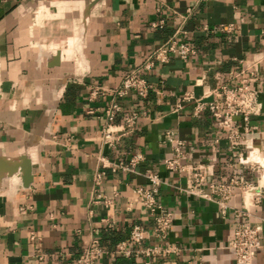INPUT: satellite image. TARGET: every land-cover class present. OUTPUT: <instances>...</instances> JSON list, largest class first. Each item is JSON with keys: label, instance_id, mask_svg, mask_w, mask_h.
<instances>
[{"label": "crops", "instance_id": "crops-1", "mask_svg": "<svg viewBox=\"0 0 264 264\" xmlns=\"http://www.w3.org/2000/svg\"><path fill=\"white\" fill-rule=\"evenodd\" d=\"M175 33L195 55L144 72L147 97L118 99L108 123L110 91ZM242 85L257 91L262 111L247 129L237 119L232 147L194 106ZM133 112L135 129L104 145L102 129L117 130ZM174 139L184 143V171L164 165ZM249 148L264 167V0H0V264H77L92 239L104 251L97 264H143L114 250L135 225L147 232L144 247L165 246L135 199L136 188L148 187L146 171L159 177L156 200L172 215L171 251L155 264H236L229 244L245 222L239 212L247 210L264 242V189L250 204L234 187L225 216L188 189L194 167L212 172L203 193L210 183L260 182L258 164L238 163ZM135 155L142 160L133 172L112 170ZM252 264H264V249Z\"/></svg>", "mask_w": 264, "mask_h": 264}, {"label": "built area", "instance_id": "built-area-1", "mask_svg": "<svg viewBox=\"0 0 264 264\" xmlns=\"http://www.w3.org/2000/svg\"><path fill=\"white\" fill-rule=\"evenodd\" d=\"M152 27L162 28L163 22L153 24ZM220 29L224 30L222 27L217 30ZM231 30V27H229L227 32H230ZM176 34L177 33L163 44L154 48L144 59L140 69L128 71L122 78L119 87L110 91L113 100L104 111L108 123L113 122L117 113L120 111V106L117 101L118 99L125 97L130 92L136 94L140 98L147 97L152 87L145 80L143 76L144 72L149 71L156 64H166L171 56H174L181 61H187L189 57L195 55V50L187 42L178 40ZM182 34L185 33L182 32ZM257 97V91L246 85L235 88L222 86L220 88V95L217 99H212L207 102L202 100L195 101L194 116H198L200 112L207 110L215 120L216 126L219 129L228 132L227 138L232 147H236L239 140L237 119H240L244 128L247 129L249 118L261 114L262 108ZM187 99H189V97H187ZM137 118L138 116L134 112L125 116L122 124L117 130L113 129V126L108 124L101 131V142L104 145L114 146L117 139L135 129ZM167 134L168 136H171V133ZM174 142L172 154L169 158L164 160V165L169 171H184V167L180 164V159L182 157L180 147H182L184 143L177 139H174ZM253 152L254 149L249 148L245 156L240 155L238 157L239 165H249L250 167L255 165L256 163L247 161ZM141 160V155H135L127 164L118 163L111 168L113 171L121 169L123 171L133 172L134 167ZM103 174V172L97 174V183ZM211 174L212 172L208 169L203 172L199 167H194L191 175V186L189 187L188 192L206 200H214L218 205L219 212L222 216H225L227 213V203L233 195L234 187H237L243 194H246L247 192L250 193V204L259 200V195L264 189V185H260L259 181L254 183H240L235 179H231L228 183H210L208 185L209 192L203 193V191L200 190V187L205 181V176ZM257 175L260 178V174L257 173ZM145 177L148 182V187L136 188L134 190L135 199L147 209L153 219L154 226L152 229V237L156 241L164 242L165 246L164 248L158 246L144 247L143 242L146 239L147 232L143 227L135 225L130 230L127 239L116 246L114 254L125 258L142 256L144 257L143 264H155L153 259L156 256L160 254L166 255L171 251L167 245L166 239L172 226V215L160 206L156 200V195L161 184L159 177L152 171H146ZM105 204L108 205V201H105ZM239 214L245 218V222L240 223L234 230L229 248L233 252L236 264H252L256 253L259 250L264 249V242H262L259 237L261 227L259 225L251 224L248 221L249 215L246 209L244 212H239ZM103 254L104 251L100 247L99 241L97 239H92L83 249L76 263L97 264Z\"/></svg>", "mask_w": 264, "mask_h": 264}, {"label": "bare ground", "instance_id": "bare-ground-1", "mask_svg": "<svg viewBox=\"0 0 264 264\" xmlns=\"http://www.w3.org/2000/svg\"><path fill=\"white\" fill-rule=\"evenodd\" d=\"M259 156H257L254 152L250 155V157L248 158V162H253V163H256V164H258L259 165V167H261L262 168V170H264V167H263V165H262V163H261V161L259 160V158H258ZM263 162V161H262ZM264 163V162H263ZM262 173H263V171H262ZM14 179V177L11 179V180H13ZM262 179H264V177H262V175H260V182H259V184L260 185H264V182H262ZM249 196H250V193L249 192H247L246 194H245V198H246V200H249Z\"/></svg>", "mask_w": 264, "mask_h": 264}, {"label": "water", "instance_id": "water-1", "mask_svg": "<svg viewBox=\"0 0 264 264\" xmlns=\"http://www.w3.org/2000/svg\"><path fill=\"white\" fill-rule=\"evenodd\" d=\"M23 182H26V183H28V182H29V179H28V177H25V178L23 179Z\"/></svg>", "mask_w": 264, "mask_h": 264}, {"label": "rangeland", "instance_id": "rangeland-1", "mask_svg": "<svg viewBox=\"0 0 264 264\" xmlns=\"http://www.w3.org/2000/svg\"><path fill=\"white\" fill-rule=\"evenodd\" d=\"M262 171H263L262 168H259V169H258V173H259L260 175L262 174Z\"/></svg>", "mask_w": 264, "mask_h": 264}]
</instances>
